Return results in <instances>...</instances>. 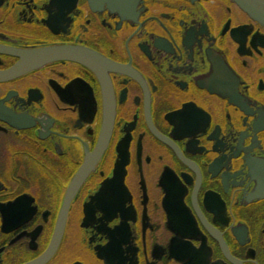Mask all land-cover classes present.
<instances>
[{
    "label": "flooded vegetation",
    "instance_id": "af4514ba",
    "mask_svg": "<svg viewBox=\"0 0 264 264\" xmlns=\"http://www.w3.org/2000/svg\"><path fill=\"white\" fill-rule=\"evenodd\" d=\"M52 45L120 69L0 81V264L47 249L105 100L107 147L47 264H264V28L230 0H0V72ZM218 65L230 95L208 83Z\"/></svg>",
    "mask_w": 264,
    "mask_h": 264
},
{
    "label": "water",
    "instance_id": "95a60500",
    "mask_svg": "<svg viewBox=\"0 0 264 264\" xmlns=\"http://www.w3.org/2000/svg\"><path fill=\"white\" fill-rule=\"evenodd\" d=\"M118 2V0H114ZM132 0H127L131 2ZM239 8L248 18L262 28H264V0H230ZM13 54L18 58L17 63L9 70L0 72V81L10 80L22 76L31 71L42 68L43 66L53 62H71L79 64L92 71L102 84H105L107 72L109 70H118L120 67L102 57L99 53L83 46L76 45H52L29 49H21ZM218 69L214 73V77L208 80L219 93L230 95L233 89L230 87V74L217 66ZM113 125V105L105 100L103 111V124L100 139L95 152L91 157L86 159L83 167L77 172L73 179V183L66 194L63 207L59 213L56 225L52 234L51 241L47 249L34 261L28 264H46L56 253L60 241L63 236V231L66 222L68 205L76 193L77 188L87 177L95 161L104 153L111 134Z\"/></svg>",
    "mask_w": 264,
    "mask_h": 264
},
{
    "label": "bare ground",
    "instance_id": "6f19581e",
    "mask_svg": "<svg viewBox=\"0 0 264 264\" xmlns=\"http://www.w3.org/2000/svg\"><path fill=\"white\" fill-rule=\"evenodd\" d=\"M101 83V82H100ZM102 84V83H101ZM102 85H104V84H102ZM105 86V85H104ZM47 264V263H46Z\"/></svg>",
    "mask_w": 264,
    "mask_h": 264
}]
</instances>
